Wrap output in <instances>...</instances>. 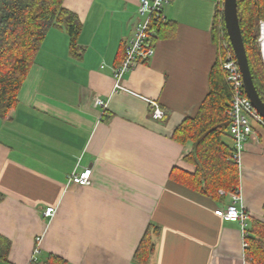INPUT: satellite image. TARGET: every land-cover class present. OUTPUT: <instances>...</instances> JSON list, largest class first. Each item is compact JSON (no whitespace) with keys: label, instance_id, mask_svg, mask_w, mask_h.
<instances>
[{"label":"crops","instance_id":"obj_1","mask_svg":"<svg viewBox=\"0 0 264 264\" xmlns=\"http://www.w3.org/2000/svg\"><path fill=\"white\" fill-rule=\"evenodd\" d=\"M218 3L169 0L154 55L120 89L113 69L134 34L139 0L64 1L83 24L81 54L73 56L67 31L53 26L18 103L0 118V234L11 241L0 264H31L40 234V258L142 264L135 251L150 224L159 231L146 264H256L246 257L240 223L215 213L231 193L215 201L170 177L175 166L196 170L184 159L192 145L172 135L210 89ZM148 100L161 104L164 118L152 116ZM86 167L90 184H68L70 173ZM240 183L250 223L264 220L261 124L242 151ZM50 206L56 212L47 218Z\"/></svg>","mask_w":264,"mask_h":264},{"label":"trees","instance_id":"obj_2","mask_svg":"<svg viewBox=\"0 0 264 264\" xmlns=\"http://www.w3.org/2000/svg\"><path fill=\"white\" fill-rule=\"evenodd\" d=\"M64 1L0 0V118L7 117L18 103L20 89L53 26L67 31L70 53L73 56L81 54L83 48L79 38L83 24L76 12L65 7ZM223 4L224 0H220L213 20V40L218 52L210 70V89L196 114L186 117L172 135L175 141L192 145L184 159L195 165L196 170L192 173L175 166L170 173L172 180L215 201L235 192L241 184L240 166L234 159L235 146L228 132L230 119L227 110L231 102V88L220 60L222 38L230 43ZM238 11L254 82L264 99V62L258 42L260 20H264V0H238ZM162 23L156 26L157 32ZM124 53L125 49L120 62ZM249 224L245 235L246 257L256 264H264V220L256 218ZM158 231V226L150 224L141 238L135 251V258L140 263L146 264L154 253V236ZM10 247L9 238L0 234V260H7ZM66 263L65 259L53 253L31 262Z\"/></svg>","mask_w":264,"mask_h":264},{"label":"built area","instance_id":"obj_3","mask_svg":"<svg viewBox=\"0 0 264 264\" xmlns=\"http://www.w3.org/2000/svg\"><path fill=\"white\" fill-rule=\"evenodd\" d=\"M168 3L169 0H139L137 11L138 19L134 34L126 44L123 59L113 69L115 88L125 89L122 84L124 76L130 72L138 62H146L154 55L155 41L158 35L156 26L161 21H164L163 11ZM258 42L264 62V20H260ZM220 47L222 49L220 60L225 70L226 80L231 88V102L227 110V115L230 119L228 132L235 146L234 159L238 162L239 166H241V154L245 147V143L252 136L255 124L264 126V118L253 106L251 99L245 91L243 75L230 43L222 38ZM148 102L151 106L152 116L154 118L162 119L165 117L166 111L157 100H148ZM95 104L102 107H106L107 105V103L98 96L95 97ZM91 180L92 169L88 167L84 168L82 171L74 170L68 175V184L88 185ZM240 186L235 192L231 193V203L224 208H217L215 213L225 220L240 223L244 236L243 246L245 248L247 246L245 235L249 227V214L242 205L243 196ZM220 192L224 193L223 190H220ZM238 203L240 206H237ZM55 212L56 208L50 206L43 211V215L47 218H52ZM41 243L42 235L40 234L35 237L32 261L39 260Z\"/></svg>","mask_w":264,"mask_h":264},{"label":"water","instance_id":"obj_4","mask_svg":"<svg viewBox=\"0 0 264 264\" xmlns=\"http://www.w3.org/2000/svg\"><path fill=\"white\" fill-rule=\"evenodd\" d=\"M224 21L238 65L243 75L245 91L253 106L264 118V99L254 82L245 42L240 25L238 0H224Z\"/></svg>","mask_w":264,"mask_h":264},{"label":"rangeland","instance_id":"obj_5","mask_svg":"<svg viewBox=\"0 0 264 264\" xmlns=\"http://www.w3.org/2000/svg\"><path fill=\"white\" fill-rule=\"evenodd\" d=\"M222 9H223V7H222Z\"/></svg>","mask_w":264,"mask_h":264}]
</instances>
